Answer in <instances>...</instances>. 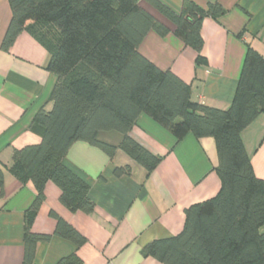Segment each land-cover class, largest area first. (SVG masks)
<instances>
[{"label": "trees", "instance_id": "obj_1", "mask_svg": "<svg viewBox=\"0 0 264 264\" xmlns=\"http://www.w3.org/2000/svg\"><path fill=\"white\" fill-rule=\"evenodd\" d=\"M174 25L173 32L202 55V21L225 13L220 3L206 9L183 0L175 12L160 0H148ZM12 19L3 48L9 49L28 31L50 52L47 68L57 76L50 101L31 128L41 141L15 150L10 171L21 182L31 181L37 196L25 213L23 264H37L40 242L59 236L83 244L85 237L57 218L54 234L32 230L45 200V186L60 188V201L72 211L92 213L90 185L64 159L71 146L86 141L110 157L122 150L151 174L162 160L136 141L131 131L142 114L169 130L177 140L192 133L216 141L221 180L218 194L186 209L183 230L155 239L142 249L165 264H264V179L254 172L242 131L264 112V56L248 47L231 105L226 109L194 101L191 87L172 70H163L140 52L149 31L165 36L171 28L138 0H9ZM101 131H118V146L98 139ZM132 166H116L117 177H128ZM4 171L0 167V196ZM58 264H81L76 255Z\"/></svg>", "mask_w": 264, "mask_h": 264}, {"label": "crops", "instance_id": "obj_2", "mask_svg": "<svg viewBox=\"0 0 264 264\" xmlns=\"http://www.w3.org/2000/svg\"><path fill=\"white\" fill-rule=\"evenodd\" d=\"M138 1L171 28L165 36L149 31L140 52L159 68L172 70L188 83L194 101L228 108L248 47L264 56V0H192L204 9L211 3H220L225 10L218 18L206 16L202 21V55L206 59L202 63H197V52L173 32V23L150 1ZM160 1L175 12L182 9L183 0ZM11 19L9 0H0V167L4 171L0 264H23L25 213L36 199L37 190L31 181L21 182L9 169L15 150L40 143L41 136L31 125L41 108L52 107L50 96L57 76L47 68L50 52L28 31L20 33L8 50L3 48ZM131 135L152 153L162 156L149 175L122 150L110 157L86 141L71 146L64 163L89 183L95 209L92 213L70 210L60 201V188L50 181L32 230L54 234L58 221L52 214L55 212L86 241L77 245L54 235L38 244L37 264H58L72 255L78 256L81 264H165L144 255L142 249L155 239L180 233L186 209L220 191L213 137L199 139L190 133L177 140L146 114L138 118ZM98 139L118 146L123 135L101 131ZM242 139L256 176L264 179V112L242 131ZM127 164L132 166L131 176L117 177L115 167Z\"/></svg>", "mask_w": 264, "mask_h": 264}]
</instances>
